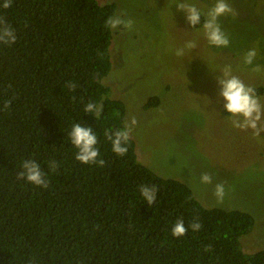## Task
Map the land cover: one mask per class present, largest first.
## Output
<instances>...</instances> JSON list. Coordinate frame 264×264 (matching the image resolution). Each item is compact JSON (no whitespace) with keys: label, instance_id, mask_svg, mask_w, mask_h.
<instances>
[{"label":"trees","instance_id":"16d2710c","mask_svg":"<svg viewBox=\"0 0 264 264\" xmlns=\"http://www.w3.org/2000/svg\"><path fill=\"white\" fill-rule=\"evenodd\" d=\"M115 11L97 0L0 7L17 34L15 44L0 45V264H264V250L241 248L255 224L251 214L205 208L186 184L140 163L131 137L125 155L112 151L104 131L123 128L126 113L102 83L112 66L106 21ZM254 88L264 96L263 86ZM89 102L103 104L99 119L84 112ZM158 105L155 96L146 103ZM74 123L93 128L104 166L75 159L68 138ZM26 159L39 163L47 188L17 179ZM141 184L158 186L153 205ZM180 218L186 228L195 221L202 227L174 237Z\"/></svg>","mask_w":264,"mask_h":264},{"label":"rangeland","instance_id":"374dc122","mask_svg":"<svg viewBox=\"0 0 264 264\" xmlns=\"http://www.w3.org/2000/svg\"><path fill=\"white\" fill-rule=\"evenodd\" d=\"M97 1L114 3V17L132 21L131 29L111 28L112 66L102 83L111 98L124 103L125 124L137 122L130 137L138 161L162 178L186 184L205 208L251 214L255 224L241 237V248L246 254L264 250V132L255 136L251 129L233 128L217 102V77L226 66L246 84L264 87V0H228L236 12L220 18L228 48L211 46L202 26L191 28L175 0ZM188 2L206 12L214 0ZM188 41L197 46L186 48ZM180 47L185 52L178 57ZM253 47L257 58L245 65L243 56ZM153 96L159 105L146 107ZM205 172L213 177L211 184L200 183ZM217 183L225 189L220 203Z\"/></svg>","mask_w":264,"mask_h":264},{"label":"clouds","instance_id":"9594fccd","mask_svg":"<svg viewBox=\"0 0 264 264\" xmlns=\"http://www.w3.org/2000/svg\"><path fill=\"white\" fill-rule=\"evenodd\" d=\"M12 2L13 0H3V4L0 7L8 9L12 5ZM174 5L178 12L185 14V20L191 28L200 25L202 16L204 17L202 28L204 36L211 46L216 48H228L230 46L231 41L229 36L223 30L220 23L221 17L227 15L236 16V12L228 0H214V3L208 7L206 12H202L195 3H189L188 0H175ZM121 24L125 28H132V21L130 20L123 21L118 17H110L106 21V26L111 28H116ZM16 41L17 34L15 29L7 22L6 18L0 16V45L11 46ZM196 46L195 41H188L185 45L188 49H194ZM185 47L175 49V55L178 57L183 56ZM257 55L258 50L255 47L250 48L243 56V63L245 65H252ZM217 82L220 87L217 102L221 103L222 109L228 113L232 127L242 131L251 129L255 136H259L261 132H264V100L257 94L256 89L246 84L239 76L233 75L230 66H226L222 76L217 77ZM67 87L74 91L77 85L68 82ZM11 103V100H5L4 109H8ZM102 111V103L89 102L84 106V112L88 114L94 113L96 119L100 118ZM136 123L135 118H133L130 124L126 123L121 129L113 130L108 128L104 131V137L107 141L111 142L112 151L118 156H123L127 153V144L130 139L132 126ZM68 138L71 145L77 149L75 154L77 161L85 165L95 164L100 167L104 166L105 161L99 158L98 137L92 127H85L81 126L80 123H74L68 133ZM21 167L22 170L17 175L18 180H26L41 188L48 187L49 181L41 170L39 163L32 159H26L23 161ZM49 168L52 172H55L58 168L57 162L50 161ZM212 181L213 177L209 173L205 172L200 175V183L211 184ZM158 191L159 188L155 184H141L139 186V192L149 206L155 203ZM214 194L217 197L218 203L223 201L225 194L223 183L215 185ZM201 227L202 225L198 221L188 225V228H191L193 232L199 231ZM188 228L185 227L184 220L180 218L172 227V235L177 238L182 237L186 234ZM209 250L210 246L205 249V251Z\"/></svg>","mask_w":264,"mask_h":264}]
</instances>
